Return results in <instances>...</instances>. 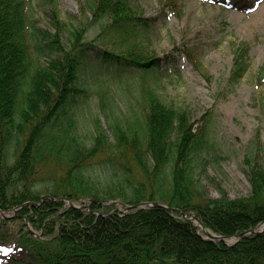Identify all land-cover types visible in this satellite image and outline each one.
<instances>
[{
	"label": "trees",
	"instance_id": "obj_1",
	"mask_svg": "<svg viewBox=\"0 0 264 264\" xmlns=\"http://www.w3.org/2000/svg\"><path fill=\"white\" fill-rule=\"evenodd\" d=\"M53 1L57 31H42L52 43L44 41L41 50L49 47L59 55L44 65L37 58L36 64L30 49L25 1L0 0V208H17L12 217L0 214V250L6 252L0 264H264V232L227 244L206 239L181 211L137 207L160 202L229 237L258 227L264 222L260 134L245 158L251 191L238 197L222 187L217 196L208 193L206 126L153 88L144 93L140 126L115 124L109 133L98 124L87 143L74 122L62 118L70 98L83 91L77 85L80 69L94 47L85 38L89 26L104 21V30L117 33L124 47L138 29L146 31L155 22L135 0H87L81 9L86 13L88 6L91 16L65 37ZM170 2L177 6V0ZM184 52L200 65L196 52ZM248 53L246 44L236 46L233 80L248 70ZM99 55L120 70L156 74L161 66V57L145 55L139 43L103 48ZM97 165L110 176H93L90 170ZM49 169H60V176L40 189ZM45 193L80 203L90 199V210L52 197L41 201ZM114 200L119 203L103 204ZM119 204L135 207L121 211Z\"/></svg>",
	"mask_w": 264,
	"mask_h": 264
},
{
	"label": "rangeland",
	"instance_id": "obj_2",
	"mask_svg": "<svg viewBox=\"0 0 264 264\" xmlns=\"http://www.w3.org/2000/svg\"><path fill=\"white\" fill-rule=\"evenodd\" d=\"M24 1L31 20L28 38L34 61L47 65L59 55L51 54L49 47L41 50L44 41L52 43L51 38L43 39L42 31H57L54 1ZM86 1L55 0L63 36H70V30L91 16L88 6L86 13L81 9ZM135 1L155 23L146 31L138 29L124 47L117 33L104 30V21L91 23L85 38L94 47L77 82L83 91L70 98L62 122L72 120L87 143L98 124L109 133L115 124L140 126L144 93L153 88L167 103L188 109L197 125L206 126L210 143L204 184L208 193L217 196L222 187L231 197L248 195L252 187L245 158L257 133L264 146V0H177V6L170 0ZM138 43L145 55L161 57L156 74L116 69L99 55L103 48L121 50ZM241 44L249 47V67L239 80H233L235 48ZM185 48L197 53L200 65L188 57ZM206 73L212 76L210 80ZM100 166L92 167L90 173L108 178L110 173ZM49 170L40 189L50 188L60 176V169ZM15 210H5L3 215L12 217Z\"/></svg>",
	"mask_w": 264,
	"mask_h": 264
},
{
	"label": "bare ground",
	"instance_id": "obj_3",
	"mask_svg": "<svg viewBox=\"0 0 264 264\" xmlns=\"http://www.w3.org/2000/svg\"><path fill=\"white\" fill-rule=\"evenodd\" d=\"M52 198H54V200H64L65 202H66V204L67 205H69V206H74V207H76V208H80V209H84V210H90V205H89V202H90V199H85L84 200V203H80V202H73V201H71L69 198H67V197H60V198H55V197H52ZM46 199V198H45ZM44 200V199H43ZM42 200V198H41V201H43ZM113 203H119V202H117V201H107V202H103V204H105V205H108V204H113ZM38 204H40V203H38ZM169 207V206H168ZM171 208H175V207H171ZM1 209V208H0ZM177 210H170V211H172V212H174V211H181V213H182V215H183V217L184 218H187V219H189V220H191V221H193L194 223H195V225L197 226V227H199L200 229H199V231H203L204 232V234H205V238L206 239H210V240H217V241H221V240H218V239H214V238H211L210 236H208L207 235V233H206V231H205V229L204 228H206L207 229V231H209V232H213V233H215L214 231H212L211 229H209V228H207L204 224H203V222H201V220H199V218H197V216H195V215H188L184 210H180V209H178V208H176ZM17 210V209H16ZM16 210H15V212H16ZM5 210H3V209H1V211H0V214H1V216L2 217H4L5 218V216L3 215V212H4ZM183 211L185 212V213H183ZM16 214V213H15ZM264 222L263 223H261L258 227H256V228H253V229H251V230H249V231H247V232H245L246 233V235L247 234H249V233H253V234H256V235H258V234H260V233H262V232H264ZM32 230V232H34V234H36V235H38V233L32 228L31 229ZM254 230H261V232L260 233H256ZM244 233V232H243ZM215 234H217V233H215ZM241 234V233H240ZM239 235V234H238ZM238 235H235V236H232V237H229V236H227V242H225V243H227V244H234V243H236L237 241H239L240 239H239V237H238ZM245 235V236H246ZM223 236H225V235H223ZM244 236V237H245ZM243 238V237H242ZM241 238V239H242ZM239 239V240H238ZM224 242V241H223ZM6 252H3V251H1L0 250V254H5Z\"/></svg>",
	"mask_w": 264,
	"mask_h": 264
},
{
	"label": "water",
	"instance_id": "obj_4",
	"mask_svg": "<svg viewBox=\"0 0 264 264\" xmlns=\"http://www.w3.org/2000/svg\"><path fill=\"white\" fill-rule=\"evenodd\" d=\"M47 197H52V196H50V195H44V196H42V200L45 199V198H47ZM25 204H27V203H25ZM33 204H36V203L33 202ZM150 205L164 206V207H166V208H168V209H170V210H172V211H173V210H177L176 208L168 207V206H166V205H164V204H162V203H160V202H147V201H143V202L137 204V207H145V206H150ZM134 207H135V206H133V205H126V210H130V209H132V208H134ZM0 211H1V209H0ZM183 213H185V212L183 211ZM204 229H205L207 235L210 236L211 238H214V239H218V240H221V241L227 242V236L218 235V234H215V233H213V232H209V231H207L206 228H204ZM263 229H264V228H263ZM254 231H255L256 233H260V232H261V230H254ZM245 235H246V233L244 232V233L239 234L238 237H239V239H241V238L244 237ZM239 239H238V240H239Z\"/></svg>",
	"mask_w": 264,
	"mask_h": 264
}]
</instances>
